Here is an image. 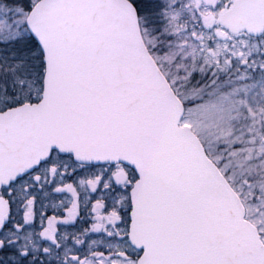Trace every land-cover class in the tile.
<instances>
[{
  "label": "snow or ice",
  "instance_id": "6c2138e0",
  "mask_svg": "<svg viewBox=\"0 0 264 264\" xmlns=\"http://www.w3.org/2000/svg\"><path fill=\"white\" fill-rule=\"evenodd\" d=\"M0 264H264V0H0Z\"/></svg>",
  "mask_w": 264,
  "mask_h": 264
}]
</instances>
